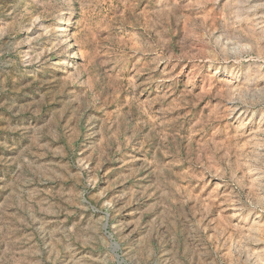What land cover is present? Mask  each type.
I'll return each instance as SVG.
<instances>
[{"label": "rangeland", "instance_id": "obj_1", "mask_svg": "<svg viewBox=\"0 0 264 264\" xmlns=\"http://www.w3.org/2000/svg\"><path fill=\"white\" fill-rule=\"evenodd\" d=\"M0 264H264V0H0Z\"/></svg>", "mask_w": 264, "mask_h": 264}]
</instances>
